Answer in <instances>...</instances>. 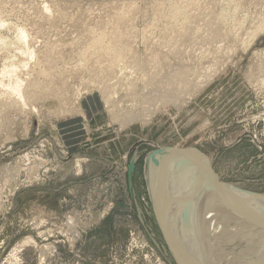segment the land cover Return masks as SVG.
Returning a JSON list of instances; mask_svg holds the SVG:
<instances>
[{
	"label": "rangeland",
	"instance_id": "rangeland-1",
	"mask_svg": "<svg viewBox=\"0 0 264 264\" xmlns=\"http://www.w3.org/2000/svg\"><path fill=\"white\" fill-rule=\"evenodd\" d=\"M0 18V264H179L150 179L167 146L264 195V0H0ZM100 34L125 49L114 68L89 48ZM2 62L36 89L23 110ZM218 246L213 264L239 261Z\"/></svg>",
	"mask_w": 264,
	"mask_h": 264
},
{
	"label": "bare ground",
	"instance_id": "bare-ground-1",
	"mask_svg": "<svg viewBox=\"0 0 264 264\" xmlns=\"http://www.w3.org/2000/svg\"><path fill=\"white\" fill-rule=\"evenodd\" d=\"M3 24L4 22L2 18H0V25ZM17 30L19 31L17 32L18 35L16 37L23 44V47L21 48L22 52L20 53H23V55L28 54V56L30 55L31 57L32 55L35 54L34 53L35 51L34 49H30L27 47L28 31H26L23 27L21 28L19 27V29ZM103 35L97 37L94 36L95 39L92 40L91 43L92 45H90L91 47L89 46L88 47L92 49L91 51H94L96 53L99 52V54L95 53L98 56L102 55L103 54L102 52H104V54L112 55L109 57L112 58L111 59L112 61L110 60L111 64H109L110 63L109 62L107 63V65L108 64L112 65V63L114 65L118 64V62L122 60L121 57H123V53H124L123 50H125L124 47H122L123 50L119 48L116 49V45L114 47V43L116 40H114V42L112 41L113 45H111L112 42L106 43L105 40L106 37H104ZM1 40L6 45V47L9 46L8 45L9 41L8 43H6L8 40V39L6 40V37L1 35ZM19 40H17V43ZM117 43H119V41H117ZM86 49L88 50V48ZM48 51L49 50H47V52ZM50 57L51 56L49 54L47 55L46 59L51 64L52 61ZM105 58L108 61L107 56ZM117 59L118 62L114 63L115 61H117ZM122 62L124 63L125 61H121V63ZM16 63L17 62L15 63L6 62L5 64L3 63L4 66L2 68L3 70L1 71V73L3 72L4 75L5 73H9V74L13 73L15 75L18 69L17 68L18 63L17 64ZM108 68L110 67L108 66ZM125 70L127 71V69ZM13 74L11 75L12 77ZM41 75H43V72L39 70L38 76ZM15 79L16 80L12 81L9 84V90L11 96L15 97V100L18 101L17 103H20L23 110L24 106L26 107V105H28L26 94L31 88L35 89V87L32 85L29 86L28 89L26 87L25 90L24 82H23L24 80L21 79L19 75L15 77ZM35 81L36 80L32 81L33 82L32 84L35 85L37 83V81L36 82ZM149 163L151 167L150 179L152 180L151 182L153 187L152 190L155 189V192H153L156 196L155 205L158 211L161 212V216L159 219L162 221V222L160 221L161 223H164L163 227L165 226V229L168 230V232L166 233H168V237H169L168 239L170 240L172 250L173 252H175L179 264H213L211 262L212 259L210 260L208 258V255L210 256L213 255L214 250L220 252L221 249L219 248L218 245H220L222 249L228 247L230 250H236V251L239 250L238 255L241 254L240 257L238 258L239 259L238 262L231 263V261L233 260H228V258H226L225 260L221 259L222 264H264V231L255 230L256 228L254 227V224L249 222L250 219L248 220L247 217L248 213L246 211L247 208L244 207V210H241L240 206H238V204L236 203L238 201L239 202L241 201L243 204H246V206H252L251 204L245 203L244 200L241 198V197L248 198V196L249 198H251L250 197L251 195L246 194L244 190L241 191V189L239 190V188H236L235 186H232L230 184L225 185L224 183L223 186L227 194L220 192L217 186L215 185V183L213 182V179L210 178L209 174H207L206 172L207 171L206 155H204L202 152H200L198 149H195L194 147L181 148V147L167 146L162 149L156 150L154 153H152L149 158ZM196 176H198V179L200 177L199 180L200 183L194 184L197 186L187 190L189 187L186 185L187 181L191 180V178H197ZM194 180L196 181L197 179ZM184 197L187 198L185 204L182 203L180 204L181 200ZM252 200L253 202L258 201L259 206H257V208L259 207V212L262 214L261 216H264V195L262 196L255 194L251 198V201ZM250 221L252 222V220ZM245 228H247L246 230H248V232L245 230ZM247 234H250L251 236H248Z\"/></svg>",
	"mask_w": 264,
	"mask_h": 264
},
{
	"label": "water",
	"instance_id": "water-1",
	"mask_svg": "<svg viewBox=\"0 0 264 264\" xmlns=\"http://www.w3.org/2000/svg\"><path fill=\"white\" fill-rule=\"evenodd\" d=\"M134 169L133 166H130V171L132 172ZM207 174H209L210 178L213 179V182L215 183V185L217 186V188L219 189L220 192L227 194V192L225 191V188L221 182V179L218 177V175L215 172V169L213 167V164L211 163L210 159L207 158Z\"/></svg>",
	"mask_w": 264,
	"mask_h": 264
}]
</instances>
